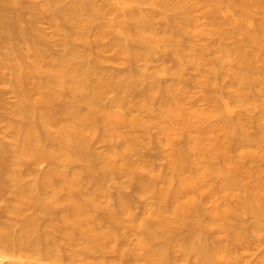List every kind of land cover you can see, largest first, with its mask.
Returning a JSON list of instances; mask_svg holds the SVG:
<instances>
[{
	"label": "bare ground",
	"instance_id": "1",
	"mask_svg": "<svg viewBox=\"0 0 264 264\" xmlns=\"http://www.w3.org/2000/svg\"><path fill=\"white\" fill-rule=\"evenodd\" d=\"M137 1L116 0L115 7L127 9ZM147 2L152 7H160V12L139 13L135 8L127 18H115L124 38L135 34L140 42L151 48L164 44L170 48V52H164L165 55L184 64L186 53H199L192 44L190 34L193 31L190 28L194 22V11H201V17L218 34L215 46L220 55L212 65L213 82L217 84L219 78L230 77L228 85L236 87L238 98L253 91L259 95L264 108V0ZM18 3L19 0H0V84L9 85L17 98L10 105L0 94V127L4 128V135L0 132V206H3L0 212V262L86 264L87 252L105 248L108 241L117 238L116 230L97 227L99 219L95 211L102 207L100 198L106 196V175L134 171L138 167L132 163L130 166L126 161L127 153L136 144L135 132L128 135V145L114 148L110 156L93 150L91 142L98 133L99 123L106 124L102 138L112 140L121 137L127 127L139 128L143 133L156 127L173 129L178 122L192 127L196 115L180 103L185 91L177 92L175 86L170 87L167 93L171 98L160 102L156 110L152 102L156 84L154 80L146 83L144 72L109 74L100 65L102 49L98 48L93 62L88 52L78 49V45L96 44L99 47L105 38L106 25L99 26L98 34L93 38L89 32L94 23L107 14V4H98L95 0H41L42 9L51 15L54 26L63 35L64 50L51 57L47 42L38 35V9L31 6V18L23 12L13 15L11 8ZM129 19L135 20L133 26L128 25ZM157 21L162 27L155 26ZM224 25L231 28L225 30ZM208 39L203 40L205 44L210 41ZM118 43L123 52L130 55L125 43ZM131 54L143 56L141 52ZM160 56L161 53H157L144 57L143 68L159 62ZM194 60L196 65L203 64L200 59ZM180 72L175 73L179 76ZM154 76L152 73L150 77ZM225 83L224 80L218 83L220 89ZM134 90L139 95L145 91L147 94L135 104L137 114H126L124 108L132 103L130 96ZM110 93L114 96L106 102ZM156 111L155 118L153 114ZM226 112L220 123L210 124V134L215 139L213 150L224 153L226 140H219L217 132H223L225 138H235L240 144L254 141L249 129L253 124L262 129L264 123L263 113L253 117L254 121L244 123L239 116L232 117L229 104H226ZM215 116L214 111H210L203 119L211 121ZM203 122L202 119L197 122L201 136L205 135L201 132ZM254 142L264 159V138ZM248 157L252 161L258 159L256 153ZM42 162L47 166L39 170L38 165ZM172 165L177 171H184L181 156H173ZM84 167L88 170L83 171ZM198 179V176H183L182 182L192 189ZM84 182L95 183L96 186L88 190ZM4 190H9L10 199L4 197ZM146 190L154 193L155 188L148 184ZM159 193L165 196L166 191ZM247 199L246 204L264 216V197L253 193ZM118 202V207L108 204L105 209L111 219L121 223L120 208L125 210L126 206L121 199ZM193 204L190 201L188 208ZM59 207L63 208L57 219L62 226L63 240L60 242L49 230L54 209ZM158 214L154 213L155 216ZM160 221V228H167L168 223L163 217ZM140 227L155 235L147 221L141 220ZM148 247V239L140 237L133 254L139 258H150L153 264H166L167 252L163 246ZM188 249L197 252L202 260L204 249L201 246L188 244ZM212 254L217 259H228L221 249H213ZM201 264L213 262L208 260Z\"/></svg>",
	"mask_w": 264,
	"mask_h": 264
},
{
	"label": "rangeland",
	"instance_id": "2",
	"mask_svg": "<svg viewBox=\"0 0 264 264\" xmlns=\"http://www.w3.org/2000/svg\"><path fill=\"white\" fill-rule=\"evenodd\" d=\"M95 1L98 4H107L108 11L94 23L89 35L91 38L97 35L101 25L108 26V31L99 47L96 44L78 45V49L88 52L91 62L97 57L98 48L102 49L100 65L109 74L144 72L147 76L146 83L154 80L156 84V92L152 97L156 110L160 102L171 98L167 93L170 87L175 86L177 92L185 91L180 103L196 116L195 125L192 127L178 122L173 129L161 130L156 127L149 129L148 133H143L139 128L127 127L121 137L112 140L102 138L106 124L99 123L98 133L91 142L93 150L98 154L110 156L114 148L125 146L128 143V135L135 132L136 144L133 150L127 153L126 161L130 166L132 163L138 167L134 171L109 173L105 181L103 180L106 196L100 198L102 207L95 211L99 219L97 227L116 230L117 238L111 240L112 242L108 241L105 248L87 252L86 264H153L150 258H139L133 254L140 237L148 239L150 249L164 247L167 252L166 264H201L208 260H212L213 264H264V216L259 214L255 207L246 204L247 198L253 193L264 197V159L261 158L262 152L256 148L254 142L264 138V123L262 129L256 124L249 129L254 141L240 144L234 137L228 139L223 136V132H217L216 137L219 140H226L225 153L218 149L213 150L215 139L210 134V124L220 123L227 115L226 104L231 108L232 117L239 116L244 123L254 121L253 117L264 114L259 95L248 91L249 94L238 98L236 87L233 84L228 85L231 78L227 76L219 78L218 83L223 80L226 82L223 89L213 82L215 75L211 70L212 65L220 55L215 46L218 34L214 32V27L201 17V11H194V22L190 28L193 31L190 34L193 37L192 44L199 53H186V60L182 64L174 62L172 56L165 55L164 52H170V48L164 44L151 48L140 42L135 34L124 38L115 20L117 16L127 18L135 8L139 13H156L160 12V7L150 6L148 0H138L130 8L116 9V0ZM31 6H35L39 11L36 21L38 35L47 42L49 55L56 57L64 50L63 35L54 26L51 15L42 9L41 0H19L18 4L12 6L11 13L17 15L23 12L27 18H31ZM134 24V19L128 20V25ZM155 26L162 27L161 22L157 21ZM229 28L230 25L223 26L225 30ZM207 39L210 41L205 44L203 40ZM119 41L125 43L131 52H141L143 56L135 57L131 52L130 55L124 53ZM157 53H161V60L153 63V66L149 65L147 69L143 68L144 57ZM171 57L173 61L170 60ZM195 58L200 59L203 64L196 65ZM163 60L166 61L162 62ZM178 71H181L179 76L176 75ZM152 73H155L154 77H150ZM0 94L10 105L17 100L9 85L0 84ZM146 94L147 91L139 95L134 90L130 96L132 103L124 108L125 113L137 114L135 104ZM113 96L114 94L110 93L105 99L106 102H110ZM208 98L210 102L207 101ZM210 111H214L216 116L211 121L203 119ZM157 113L154 112L153 117L156 118ZM200 119L205 121L201 128L205 135L202 136L197 126ZM0 132L4 135L3 127H0ZM253 153L258 157L254 161L248 157ZM175 155L182 158L183 172L173 168L172 157ZM46 166V162H42L38 169L43 170ZM82 170L88 169L84 167ZM183 176H198L200 179L196 180L195 187L191 189L188 184H183ZM148 184L154 186V193L145 191ZM84 186L92 190L96 184L84 182ZM161 190L166 191L165 196L160 195ZM3 194L6 199L11 198L9 190H4ZM119 199L126 206L125 210L119 207L121 223L111 219L105 209L108 204L118 207ZM190 201L194 204L188 208ZM182 206L185 208H181ZM2 211L3 206H0V212ZM62 212L61 207L54 209L53 221L49 227L59 242L63 240V234L57 219ZM155 212H159L158 216L161 215L166 220L167 228H160L161 217L155 216ZM141 220L148 222L155 235L148 234L151 233L150 230L147 232L140 227ZM188 244L204 249L202 260L197 252L188 249ZM213 249L223 250L228 259L215 258ZM2 263L6 264L4 261L0 262Z\"/></svg>",
	"mask_w": 264,
	"mask_h": 264
}]
</instances>
